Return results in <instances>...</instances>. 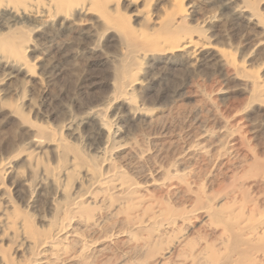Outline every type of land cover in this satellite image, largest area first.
Masks as SVG:
<instances>
[{
  "label": "bare ground",
  "instance_id": "bare-ground-1",
  "mask_svg": "<svg viewBox=\"0 0 264 264\" xmlns=\"http://www.w3.org/2000/svg\"><path fill=\"white\" fill-rule=\"evenodd\" d=\"M183 1L172 0L179 24L193 12L187 13ZM235 1L227 0V4ZM104 4L105 0H0V25L9 28L12 23L33 22L35 28H55L53 18L66 21L68 14L78 9L86 11V15L94 11L99 20L118 28L128 44L192 60L196 55L193 56L189 48L197 41L194 37L200 40L215 20V16H211L204 21L199 35H184L186 29H174L172 33L183 32V36L160 40L146 33L135 34L125 19L113 17ZM233 10L247 26L262 25L261 14L249 5H235ZM29 12H35L36 16ZM164 23L167 22L161 24ZM249 39L248 33L242 35L243 41ZM21 43L12 44L8 58L23 59L30 46L22 47ZM220 52L226 81L243 75L245 90L253 99L264 102V81L245 74L231 51L222 49ZM133 74L127 67L119 71L116 94L109 97L105 105L92 106L84 112L85 109L83 115L69 111L58 134L42 131L48 137V144L53 146L50 152L55 164L42 165L39 158L28 155L32 168L27 181L30 194L26 211L11 215L13 212L6 206L1 215L3 231H10L7 248L14 244L17 247L13 252L2 249L0 264H144L150 258H154L153 264H169L173 257L177 259L175 264H264V197L248 191L246 179L231 193L220 197L207 195V192H218L223 186L220 176L235 179L247 167L255 178L252 186L264 189V159L259 150L249 144L246 119L234 118L242 110L234 112L230 106L222 110L214 102L206 101L208 116L203 127L195 128L179 141L174 140L176 143L169 147L166 155H160L150 144L137 141L129 148L131 159H119L114 156L113 148L121 134L116 126L123 113L122 104L128 103L131 111L137 110L131 89L138 81L131 79ZM230 117L234 119L228 121ZM82 127L87 128V136L81 142L83 156L80 148H73L67 138L68 135L79 136L80 141ZM71 151L74 154L70 157ZM126 160L128 162L123 164ZM178 161L180 165L194 161L196 164L180 171L172 168ZM208 169L209 176L202 180L203 172ZM11 171L9 162L2 159L0 185L2 175ZM78 174H82L86 183L75 182ZM159 175L163 178H157ZM44 185L53 194L48 204L51 217L45 220L47 228L39 230L32 225L31 211L35 208L38 189ZM216 186L219 188L215 189ZM154 190L161 198L174 199L176 208L158 202L160 200L154 201L156 196L159 199V195L153 194ZM219 198L234 205L219 208L215 205ZM182 231L204 235L205 241L191 244L189 252L181 247L183 239L152 248L163 237ZM175 250L179 252L175 254Z\"/></svg>",
  "mask_w": 264,
  "mask_h": 264
},
{
  "label": "rangeland",
  "instance_id": "rangeland-1",
  "mask_svg": "<svg viewBox=\"0 0 264 264\" xmlns=\"http://www.w3.org/2000/svg\"><path fill=\"white\" fill-rule=\"evenodd\" d=\"M183 3L188 14L193 12L180 24L172 0H105L104 5L113 17L125 19L135 34L146 33L160 40L179 34L183 36V32L172 33L174 29H186L184 35H199L204 21L215 16L211 29L200 40L198 36L194 37L197 41H193L189 51L197 57L192 60L128 44L118 28L109 27L99 20L94 11L86 15V11L78 9L69 13L66 21L53 18L55 28H35L36 23L33 22L12 23L9 28L0 25V161H8L12 170L8 175H2L0 185V254L3 250L13 252L17 247L14 244L7 248L10 231H3L1 215L6 206L13 212L11 215L26 211L30 194L27 181L32 168L28 155L39 158L42 165L55 164L50 152L53 146L48 144L44 132L58 134L69 111L83 115L85 109L84 112L92 106L105 105L107 99L116 94L118 73L124 67L132 69L134 74L131 79L138 81L131 89L137 110L131 111L128 103L122 104L124 114L116 126L121 134L113 148L117 158L131 159L129 148L137 141L150 144L154 150L160 151V155H166L173 143L195 131V128L203 127V121L207 119L205 116H208L206 101H209L222 110L229 106L234 112L242 110L234 118L246 119L244 123L247 125V137L251 140L249 144L255 146L264 159V102L253 99L245 90L243 75L226 81L220 55L222 49L231 51L245 74L258 76L264 81V0H236L231 5L227 4V0H184ZM190 5L192 7L189 8ZM235 5H249L258 10L262 25L247 26L233 10ZM29 14L36 16L35 12ZM163 21L167 23L162 25ZM245 33L250 36L246 42L242 40ZM18 41H22V47L29 45V52L22 60L8 58L11 57L9 49ZM234 118L230 117L228 121ZM86 136L87 128L83 127L80 129V141L79 136H67L73 148H80L81 156V142ZM73 154L74 151H71L69 156ZM192 164H196L195 161L187 163L189 167L180 165L178 161L172 168L184 171L187 167L192 168ZM203 173L206 175L202 174V180L209 176V169ZM81 175L76 177V183H86ZM160 176L157 178H163ZM220 177L223 186L216 193L207 192L208 196L215 194V197H220L231 193L241 180L246 179L247 190L264 197V189L252 186L255 178L250 167L235 179ZM38 191L31 220L32 225L44 230L47 228L45 220L51 217L48 204L53 194L45 185ZM154 191V195H159V199L156 196L154 201L160 200L158 202L176 208L174 199L161 198L160 193ZM221 199L215 202L219 208L234 205ZM7 200L10 202L7 203ZM185 232L167 235L154 242L152 248L157 249L166 242L172 245L183 239L181 247L189 252L191 244L205 241L204 235ZM178 252L175 250V254ZM153 261L154 258H150L144 264H153ZM175 262L177 259L173 257L169 264Z\"/></svg>",
  "mask_w": 264,
  "mask_h": 264
}]
</instances>
